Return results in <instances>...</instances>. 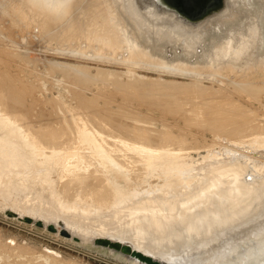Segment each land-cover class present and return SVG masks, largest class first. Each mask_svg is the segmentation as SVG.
Instances as JSON below:
<instances>
[{"label": "bare ground", "instance_id": "6f19581e", "mask_svg": "<svg viewBox=\"0 0 264 264\" xmlns=\"http://www.w3.org/2000/svg\"><path fill=\"white\" fill-rule=\"evenodd\" d=\"M14 1L17 2V0ZM14 1H12V4ZM22 1L25 2L26 6L23 3L20 4L24 5L25 8H27V6L31 7H28L29 9L35 8L33 11L36 15L38 13L45 12L48 14L49 18L46 19V22L50 23L48 24V28L51 27V31H53L54 35L58 34V36L62 37L68 35V37H74L75 40L79 39L80 37H84V40H87L85 38H88L89 44L91 43L93 47H99L100 49L101 46L103 50L106 47L107 49H110V53L111 50L123 49L121 51L128 52V54L123 52V54H126V56H131V52H133V54L137 55L135 57H138L140 59L139 61L142 62H150L155 58H153L155 55L154 51L151 53L152 50H149L146 46L145 47L148 49V51L145 50L144 45H147V43H153V46H155L154 44H156V46L159 45L162 50L165 48L166 51L172 48V45H182L183 47H191L192 45H196L197 47V45H204L207 46L208 49L207 50L205 47V57L216 64L218 71L220 68L221 71L226 69L229 72L231 70H233L231 72H234L236 70L235 65H238L236 63L240 61L239 59L237 60L238 56L239 58L242 57V59H246L247 61L245 64H248L249 66L255 64L258 67L256 68L258 71L264 67V0H230L231 2L228 9L230 10L233 8L235 10V17L227 18L225 17L226 15H222L216 20L217 22L211 23V25H209L210 27L206 29H201V26L194 28L185 26L173 19L171 15L161 14L157 11V8L153 6H145V11L139 0H135V3H129L127 0H19L18 2ZM3 3H5L4 5H7L8 7V4H6L7 0ZM9 5H11V3ZM8 9L10 8L8 7ZM4 11L5 10H3V12ZM7 12H10V10ZM13 14L19 15L18 13ZM30 15L33 14L30 13ZM49 34L51 35L52 33ZM197 49L198 48H196V50ZM157 50H155V52H159L160 48ZM184 50L186 51V49ZM171 51H173V49ZM99 52L97 49V53ZM173 52L172 55L175 54H173ZM196 52L198 51H195V53ZM113 53L112 55H114ZM162 53L166 52L163 51ZM177 53L179 54V52H176V56L181 57L183 61L184 59L188 60V58L191 57V54L188 55L185 52V55L183 54V56H181L182 53L180 55H177ZM202 53L205 54L204 51H202ZM120 54L121 52L118 55ZM161 54H159V56ZM166 54L168 55V51ZM106 55L108 54L106 53ZM192 55L194 56L193 53ZM176 56H174L175 58L173 57L174 61H177ZM129 58L131 57H128V59ZM121 59L122 58H120V60ZM161 59L164 60L162 61ZM161 59L160 60L164 64L166 60L165 57L163 56ZM196 59H194V61H196ZM137 60L135 61V65L136 63L138 64L137 66L143 64ZM169 60H171V57ZM169 60L167 59V62ZM125 61L129 62V60ZM66 62L63 64L65 65ZM184 62L187 63L186 61ZM132 63L134 64V62ZM139 63L141 64L139 65ZM176 63L174 65H176ZM183 63L182 66L186 65ZM195 63L194 65H196ZM149 64H151V62ZM168 64L170 65V63ZM214 64L213 66L215 68ZM143 65L146 66V64ZM137 66H125V70L122 71H118L117 69L106 71L107 68H105L104 71L103 68L102 70L99 68L97 73H89V75L95 79H99L100 77L103 78V74L108 75L107 78L113 75L112 79L115 77L114 80L119 81L121 84L126 81H124V77L121 76L122 73H124L129 76L130 81H134L132 84L133 86H139L137 87V90L144 89L142 92H149L151 90L150 86L157 82L158 85H163L167 92H172L166 93L164 101L162 99L163 102H169L171 107V103L176 102L175 105L177 107V103L181 102L179 100L183 101V99L186 98H182L181 95L178 96L177 94H180L178 91L188 92L190 90L193 91V89H200V95L206 93V91L204 92L205 85L200 80L196 79V77L191 79L189 82L163 79H155L150 82L147 79L148 74L145 75L139 73ZM148 66L147 68H149ZM178 66V70H180V65ZM182 66L181 69L183 71L188 68L183 67V69ZM199 66L200 65L197 64V67ZM207 66L208 65H206V67ZM240 66L239 69H243V65L241 68ZM190 67L192 68V65ZM139 68H142V66ZM245 68H247V66ZM253 68L254 67L251 69ZM82 69L84 70V68ZM192 69L194 72L196 71L195 67ZM198 69L199 68H197V70ZM208 69L206 70L205 68V71H208ZM210 69H212L211 66ZM199 70H201V67ZM245 70L247 73L249 69ZM188 71L183 73V75L187 74ZM193 71L191 72L193 73ZM261 71L262 70H260V73H263ZM216 72L213 71V73ZM241 72L242 71H240V73ZM252 72L254 74V71ZM237 73H239V71ZM223 75L226 74L224 73ZM237 75V79L233 77V80L235 79L233 82L228 77L229 75L227 77L224 76L226 79H230L229 82H235L234 87H237L236 90H241V92L244 91L245 93L249 92L247 94L251 93L253 95L260 94L264 91V79H259L258 81L248 79L247 81V79H244V76H246L245 74L243 75V78L242 73L239 74V76ZM251 78L255 79L254 77ZM103 79H106L105 76ZM8 80L5 81L8 83ZM12 83L14 84V82ZM128 83L125 82L124 86H126ZM116 84L118 83L116 82ZM120 84H118V86ZM129 84L128 87H133ZM224 84L226 86L227 81ZM9 87L10 86H8V88ZM5 88L7 87H4V89ZM173 91L178 92L177 94L174 93V95L176 94L178 97L173 95ZM10 95L12 96V94ZM203 96L201 97L203 98ZM226 96L228 95H225V97ZM19 97L20 96H18V98ZM179 97L182 99H178ZM173 99L175 101H173ZM191 99L193 100V98ZM198 100L194 102L196 109H198V105H200V103L203 105L205 103V105H208L209 109H211V112L209 110L208 111L212 116H207V119L209 120L205 118V121H213L211 128H214V130L218 131L216 132L217 134L220 131L225 132V134H228V137H230L229 135L231 134V136L237 137L236 139H238V137L239 139L242 138L243 142L246 141L257 143L262 140L261 135H264V132L261 130V128L260 130L259 128L257 130L254 129L259 126V124L257 125L254 122L255 120L252 122V124L254 123L257 125L256 127V125L253 124L255 126L253 128L254 130L251 129L252 126L250 127L246 125L248 118L251 120L252 118L254 119L252 114V117H250V115L248 116L250 113L246 111L248 109L247 107L245 111L248 114L244 110H241L240 106V109L238 107L234 108L233 105V108L228 109L230 103L227 104L226 102H221L222 105H218V107L214 109L215 107H212V105L214 106V101H211V99H207L205 97V101H203L204 103L201 102L202 99L201 101L199 100V103ZM158 101L160 103V100ZM184 101L185 104H188L189 100L185 99ZM183 102L180 104L183 105ZM157 103L156 105H158ZM232 103H235V101ZM182 105L179 106L181 107ZM236 106L238 105L236 104ZM174 107H172L174 110L178 108L177 107L175 109ZM185 107L186 105H184V108ZM192 108L195 109L194 107ZM193 109H191L192 111H195L193 114H200L199 109ZM187 110L189 109H186V111ZM180 111H182V109ZM251 111L253 110L250 109V112ZM213 112L215 113L213 114ZM65 113L67 112L65 111ZM16 117L18 118V116L15 114H10L8 116L5 114L0 116V203L3 205H7L6 203H9L8 201L12 200L14 202L13 204L20 206V198L22 199L24 197H30L29 200H25V204L22 205V207L24 206L27 209H31L37 206V211H40L39 215L45 216L51 220H55L60 216L65 221L67 228H72L73 226L76 228V230H78L76 226H79L81 230L83 228H86L87 230V227H91L94 228V230L101 231H105V229H107L105 228V223L109 217H124L128 214L126 210H129V212L133 211V215L137 217L136 220L140 224L143 222V231L145 234L144 238L147 240V243L150 244V246L153 247L154 245H162L165 242L168 243L167 247L158 248V253L160 255L159 259H162L169 264H264L263 181L261 182L263 187L257 184L259 181H257L256 184L250 181H238L236 184H230L229 181H227L226 173H228L229 170H232L233 168L222 170L219 174L209 173L207 175L206 172H210L206 169L208 166H196L197 163H194L196 165H194L192 162L187 163L188 161L186 158H183L186 156L184 150L191 147V149H193L194 147L191 145L193 144V142L191 143V140H189V144L185 141L186 135L183 136V133L180 134H182L184 142L188 144V147L187 145H185L186 147L183 146L184 142L182 146H179L181 144H178V146L175 144V149L172 148L175 151L171 152L170 150L168 153L165 150L169 144L166 146L167 143L157 141V139L163 140L165 142L166 140L163 138L161 139V137L158 136L159 133L156 132L158 134L155 135V137L157 136V139L155 138L157 142L155 141L156 143L153 144L154 138H152V136L154 134L152 136L151 134H148L151 130L149 128L151 127L145 128L147 126L140 127L137 133L131 132V134H126L124 132L126 135L125 137L121 136V131H118L119 133L116 134L114 133L115 131L113 132L114 134L110 132L111 136H107V132L103 130L105 129L104 127H106L104 122L102 120L98 121V119L97 121L93 119L95 120V123H93L95 124V127H79L76 129L77 133H75V130L70 131L69 128L67 129L64 127L65 125H62V127L59 128L56 126V129L53 131L52 129L48 130L49 128H47V130L44 129L46 127L35 128L33 127L34 125L31 126V123L25 124L23 121L24 119L20 121L21 118L18 120ZM67 117L69 118V116ZM116 117L118 116L116 115ZM186 117L189 119V116ZM104 118L101 117V119ZM108 118L111 119L110 117ZM255 119L257 121V118ZM251 120L248 119L250 122ZM151 121L152 120H150V122ZM109 122L107 121V124ZM72 126L73 124L70 125V127ZM208 126H210V124ZM153 131L155 132V130H152V133ZM168 131L166 130V132ZM170 133L173 132L170 131L169 134ZM75 134H77L78 138L80 139L79 141H74V138H72L76 137L74 136ZM170 136H168V138H171ZM172 136L174 138L175 135ZM177 136L178 134L176 135V138ZM182 136L178 137L180 138ZM187 139L188 137L186 140ZM174 140L176 139H172L171 141ZM182 140L180 138V141ZM167 141L169 143V139H167ZM234 141L236 140L234 139ZM65 142H68L67 145H64ZM72 142L73 144L76 142V145L74 144V146H70L69 143L72 145ZM104 142L108 145V147L104 144ZM174 142L177 143L178 141ZM174 142L172 144H174ZM218 143L219 142H217V145H219ZM262 145L264 144L262 143ZM12 148H14V151L10 150ZM88 158L91 159L88 160ZM212 159L210 161H206L212 163ZM223 162L225 161L223 160ZM55 173L58 174L54 180L53 176ZM37 180L40 181L39 188L28 195L27 192H30L28 190L29 184ZM142 183L147 185V188H140L142 187ZM17 191H22V193L18 194ZM14 193L15 195H13ZM217 194L220 196V199H217ZM234 194H236L235 197ZM43 195L46 197V202H36L35 199ZM213 195H216V199H214L215 202H213V204H215L209 206L210 203L208 204V199H212ZM60 197L72 206H74L72 203L79 202V204L82 205V209L80 211H76L74 206V208L72 207L70 210L62 211V206L60 207L55 202L56 199H59ZM117 209L120 210L117 211ZM207 213L211 215V223L213 222V224H209L207 221L209 220ZM206 217L208 219H206ZM91 228L89 229L91 230ZM84 229L82 231L85 233ZM113 234L116 236L121 235L119 231ZM187 238L191 240L190 242H194L191 245L188 244L187 246L181 247L183 242H187L186 240H189ZM71 259L72 258H66V256L52 248L44 247L42 251H39L29 242L16 241L13 238H7L0 231V264H21V262H24L21 260H27L29 264H70L72 261Z\"/></svg>", "mask_w": 264, "mask_h": 264}, {"label": "rangeland", "instance_id": "374dc122", "mask_svg": "<svg viewBox=\"0 0 264 264\" xmlns=\"http://www.w3.org/2000/svg\"><path fill=\"white\" fill-rule=\"evenodd\" d=\"M1 1H0V4L1 3L2 4L0 5V9H1L0 10V91H1L0 92V110H2V109L3 110L0 111L1 112L0 116L5 115V114H6V116H8L10 114L11 115L15 114L18 116V118L16 117V119L19 120L21 118L20 121L24 119L23 121L25 124L31 123V126L34 125L33 127H35V128L46 127L44 129L47 130V128H49L48 130L52 129V131L54 129H56V126L59 128V127H62V125L63 126L65 125L64 127H66L67 129L69 128L70 131L75 130V133H77L76 129H78L79 127H86V128L95 127V124H93V123H95V120L97 121V119H98V121L102 120L104 122L105 126L107 127L106 128L103 126L105 128L103 130H105V132H107V136H111V133L116 134V133H119L121 131L120 132L121 136L125 137L126 136L125 133L126 134L127 133L131 134V132L137 133L139 131L140 127L147 126L145 128L151 127V128H149V129H151L150 130L151 132L149 131L148 134H151V136L154 134L152 136V138H154L153 144L156 143L157 141H162L164 143H167L166 146H168V144H169V146L165 150L168 153L170 152V150H171V152L175 151L172 149V148L175 149V146H174L175 144H177L176 146H178V144H181L179 146H182V144L184 142L183 136L186 135L185 141L189 144L190 143L189 140H191V143L193 142V144H191V145L194 146L193 149H191L192 148L191 147V148H186L184 150L186 156L183 158H186V160L188 161L187 163H190V162H192L193 164L197 163V165L196 164H194V165H196V166L202 165V167H204V165H205V167L208 166V168H206V169L210 172H206L207 175L209 173L219 174L222 170H225L228 168H230V169L233 168L232 170H229V172L226 171V172H228V173H226L227 174L226 178L230 184H236V183H238V181H240V182H245V181L249 182L250 181V182H254V184H256L257 181H259L257 184L262 186L261 182L263 181V186H264V145H262V143L264 144V141H263L264 135H261L262 136L261 141H259L257 143L256 142L252 143V142H246V141L243 142L242 138L239 139V137H238V139H236L237 137L231 136V134L229 135L231 137L230 138V137H228L227 133L225 134V132L220 131L219 133H224V134H219V133L217 134L216 132H218V131L214 130V128H211L213 121L212 122H211V120H210V122L207 121V120H209L207 118L212 116L210 114L211 109H209L208 105H205V103L203 102L206 100V99L204 100L205 97L207 99H211V101H214V106L212 105V107H215L214 109H216V107H218V105H222L221 102H226L227 104L230 103L231 105L230 104H229V106L227 105L228 109L233 108V107L234 108L238 107L240 109V107H241V110L245 111L248 108L246 111L250 114H248L246 111L245 112L248 114V116L250 115V117L254 116V119L252 118V120H251L250 118H248L249 120H251V122L248 121V119H247L248 123L246 122V125L250 126V127L252 126L251 129H253L255 127L254 125L259 124V126L257 127V125H256L257 128H254V129L257 130L259 128V130H260V128H261V130L264 132V91L260 94H257V95H253L251 93L247 94L249 92L245 93L244 91L241 92V90L240 91L236 90L237 87L236 86L234 87L235 82L232 83L235 79H237L236 75L238 74L237 76H239V74H241V73H242V78H243L244 74L246 76H248V77L244 76L245 77L244 79H247V81H248V79L249 80H257V81L259 79L262 80V79H264V77H262V76H264V70H263L264 67L262 69H260V70H262L261 72H263V73H260V70L258 71V69H256L258 67L255 64L254 65L252 64V66L251 65L249 66L248 64H245L247 61L246 59H242V57L239 58V56H238L237 60L239 59L242 62L239 61L236 64H238L239 66L243 65V67H242L243 69H239V66L235 65L237 71L235 70L234 72H231V71H233V70H231L229 72L226 69H223V71H221L220 68L218 71L217 70L218 68H216V64H214L213 62H211L210 59L205 57L207 46L201 45V46H203V47H201L200 45H197V47H196V45H192L193 47L192 46L191 47L190 46H184L183 47L182 45H180V46L179 45H177V46L172 45V48L167 50L168 51V55H167L166 54L167 51L165 48L162 50L159 45L156 46V44H154L156 47L153 46L152 45L153 43H147V45H144V47L146 46V47H148L149 50H152V52L151 51H149V52L153 53V51H154L155 55L154 54H153L154 56L152 55L153 58L154 57L156 58L157 56H159V54H161L163 51L166 53H162L163 55L161 54L159 57H157L158 59L157 58L156 59L154 58L155 60L152 59L150 61L151 64H149L150 62H148V61L147 62L139 61L140 59L138 57H135L137 55L133 54V52H131V56L130 55L126 56V54H123V52L127 53V54H128V52L121 51L123 49H121V50L119 49L120 51L117 49H115L116 51L111 50V53H110V49H107L106 47L104 48V50L101 48V46H100V49H99V47H95V46L93 47L91 45V43L89 44L88 38H85L87 40H84V37H80L79 39L75 40L74 37H73L74 38L73 39L70 36L68 37V35L64 36V37L58 36V34L54 35L53 31H51L52 30L51 27L48 28L49 27L48 24H50V23L46 22V19L49 18L48 14L46 12L45 13H38L37 14L38 17H37L35 12L33 11V10H35V8L29 9V8H31L30 6H27V8L29 7L28 9L25 8L26 5H25V2H23V1L18 2L19 0H17V2H18L17 3L14 0H7L6 4H8V7L10 9H8L7 5H4L5 3H3V2H6V0H4V1L1 0ZM12 1H14L13 4H15V5L12 4ZM127 1L129 3H135L136 2L135 0H127ZM10 3H11V5H9ZM20 3H23L25 6L21 5ZM3 10H5L6 13H5V11L3 12ZM8 10H10V12L12 11L13 13H18L19 15H17V14L14 15L12 12L10 14V12H7ZM30 11H32V12H30ZM30 13H32L33 15H30ZM225 15H226L225 17H227V18H229V17L233 18V17H235V10L233 8L230 10L228 9V13H226ZM32 16H33V19H32ZM216 20L217 19L211 20V21L205 23V25L201 26V29H206V28L210 27L209 25H211V23H213V22H217ZM44 27H46V28H44ZM49 33H52L53 35L52 34L50 35ZM148 44H149V46H148ZM146 47H145V50L148 51V49ZM205 47H206V49H205ZM156 48L157 49L160 48V50H159L160 53L157 52L158 50ZM196 48H198V49L196 50ZM97 49H98V52L100 51L99 53H97ZM172 49L174 52L171 51ZM181 49H182V51H181ZM184 49H186V51ZM200 49H201V51H200ZM228 49H229V46H228ZM105 50H107V51H105ZM155 50H157V51L155 52ZM117 51H118V53H117ZM183 51L188 55L191 54V57H189L188 60L184 59V61H186L187 63H185L181 57L176 56V52H179V54L177 53V55H180ZM195 51H198V52H196L198 54H196ZM202 51H204L205 54L202 53ZM120 52H121V54L118 55ZM172 52H173V54L174 53L175 54L172 55ZM184 52L182 53L181 56H183V54L185 55ZM106 53L108 55H106ZM109 53H110V55H109ZM112 53L114 55H112ZM192 53L194 54V56L192 55ZM103 55H104V57H103ZM125 56H126V58H125ZM163 56L166 59L165 62H167V59L169 60L170 57H171V60H169L167 63L164 62V64H163L162 61L164 59H161V58H163ZM166 56H169V57H166ZM174 56L177 57V61L173 60L175 58ZM128 57H131V58L128 59ZM133 57H135L136 59ZM120 58H122V59L120 60ZM137 58H138V60H137ZM194 59H196V61H194ZM125 60H127V61L129 60V62H126ZM136 60L143 63V64H146V66L139 63V65L141 64L140 66H142V68H139L140 66H137L138 65L137 63L135 65ZM156 60H157L158 64L156 63ZM189 60H190V62H189ZM131 61L134 62V64ZM59 62H61L62 64ZM64 62H66L65 65L63 64ZM153 62H154V64H153ZM161 63L164 66H162ZM168 63H170V65ZM175 63H176V65H174ZM182 63L186 64V65L182 66ZM194 63L196 65H194ZM202 63H203V65H202ZM211 63H212V65H211ZM241 63H244V64H241ZM78 64L80 67L78 66ZM165 64L168 66H166ZM177 64L180 65L181 71H183L181 69V66H182V68L188 67L189 69L186 68L185 71L181 72L180 70H178L179 66ZM197 64H199L200 66L197 67ZM205 64L208 66L206 67ZM213 64L215 65V68H214ZM132 65L135 67L137 66L139 73L145 74V75L148 74L147 79L150 82H152L155 79H158V80L159 79L176 80V81H180V82H187L188 81L189 82L191 79H194V77H196V79L200 80L205 85L204 92L206 91V93L203 92L204 94L200 95V92H201L200 89H198L199 91L197 89L196 90L193 89V91L190 90L188 92L187 91L186 92L185 91H178L180 94H177L178 92L173 91V95H174V93H176L178 96L181 95L182 98L186 97L183 99V101L185 99L190 101V102L188 101V104L187 103L185 104V101L183 102L182 100H179L181 102L178 101L179 102V103H177L178 108L175 105L176 102H173L174 104L171 103L172 107L175 106L174 108L175 109L177 108L176 110H174L171 107L169 102H163L165 99L166 93H170L171 91L167 92L166 89H164L163 85H158L157 82H155L154 84H152L150 86L151 90L149 92L154 93V94H152L149 92H142V91H144V89H138L137 90V87H139V86H137V87L133 86L132 84L134 81H130L129 76H127L124 73H122V75H121L124 77L123 80L124 81L126 80L125 81L126 83H128L130 81L129 82L130 84L129 83L128 84L132 85L133 87H131V86L128 87V84H126V86H124L125 82L120 84L119 81L114 80L115 77L112 79L113 75L110 76L109 78H107L108 75L103 74V78H104V76L106 78L105 80L102 77H100L99 79L98 78L95 79L89 75V73H91V74L97 73L99 68H100V70H102V68H103V70L105 68H107L106 71L111 70V69L112 70L117 69L118 71H122V70H125V66L133 67ZM153 65H156V66H153ZM191 65H192V68L195 67L196 71H198V72L200 71L199 74H198V72L193 71V69L190 67ZM83 66H85V67H83ZM97 66H99V67H97ZM147 66L149 68H147ZM157 66H159V67H157ZM210 66L212 69H210ZM241 66H240V68H241ZM246 66H247V68H245ZM71 67H72V69H71ZM196 67L199 69L201 67L202 73H201V70H199V69L197 70ZM252 67H254V68L251 69ZM74 68H75V70H74ZM82 68H84V70ZM158 68H160V69H158ZM163 68H164V70H163ZM205 68H206V70L209 68L208 71H205ZM67 69H68V71H67ZM245 69L251 70V71L248 70L250 73L248 71L246 73ZM160 70H162V71H160ZM186 70L187 71L189 70L188 73L183 75V73L187 72ZM83 71H85V72H83ZM191 71H193V73ZM209 71L210 72L212 71V72L210 73ZM213 71L216 73H213ZM238 71H239V73H237ZM240 71H242V72L240 73ZM252 71H254V74ZM64 72H65V74H64ZM219 72H221V73H219ZM208 73H210V74H208ZM224 73L226 75H223ZM233 73L236 75H234ZM66 75H68V76H66ZM193 75H195V76H193ZM84 76H85V78H84ZM224 76L225 77L228 76L232 82L231 81L229 82L230 79L229 78L226 79ZM259 76H261V77H259ZM5 77H7V78H5ZM233 77L235 78L234 80H233ZM251 77H254L255 79H252ZM83 79H84V81H83ZM111 79L114 81H112ZM5 80L6 81L8 80L9 84ZM226 81H227L228 85L226 84V86H225L224 83H226ZM1 82H2V84H1ZM12 82H14V84ZM116 82L120 85L118 86V84H116ZM3 84H4V86H3ZM15 84H16V86H15ZM122 84L124 87L122 86ZM211 84H212V86H211ZM8 86H10V87L8 88ZM11 86H12V88H11ZM4 87H7V88H5L6 91H5ZM8 91H9V93H8ZM197 91H198V93H197ZM214 91H216V92H214ZM2 92H3V94H2ZM181 92H183V93H181ZM186 93H187V95H186ZM10 94H12V96ZM176 94L174 96L178 97ZM215 95H216V97H215ZM225 95H228V96L225 97ZM18 96H20L19 97L20 99L18 98ZM201 96H203V98ZM168 97H169V94H168ZM168 97H166V98H168ZM199 97L202 99V101ZM182 98L179 97L178 99H182ZM191 98H193V100ZM162 99H163V101H162ZM198 99L204 103V105L202 103H200V105H203V106L198 105V109L200 110L199 115L197 113L193 114L195 111L191 110V109H193L192 107H194L196 109L194 102ZM142 100H145V101H142ZM158 100H160V103ZM199 100H198V103L200 102ZM157 101H158V103H157ZM173 101H175V100L173 99ZM234 101H235V103H232ZM161 102H163V103H161ZM182 102L184 103L183 105L180 104ZM156 103L158 105H156ZM215 104H216V106H215ZM236 104L238 106H236ZM241 104H242V106H241ZM179 105H182L181 107H183V108H181ZM184 105H186L185 108L189 109V110L186 111V109L184 108ZM188 105H190V106H188ZM232 105H233V107H232ZM105 106H107V107H105ZM242 107H243V109H242ZM108 108H109V110H108ZM180 108L182 109V111H180L181 110ZM249 108L253 111L250 112ZM131 109H132V111H131ZM172 109H173V111H172ZM195 109H193V110H195ZM198 109H196V110H198ZM65 111L67 113H65ZM175 111H179V112H175ZM77 112H78V114H77ZM170 112H172V113H170ZM182 112L183 113L185 112V113L183 114ZM105 113H107V114H105ZM138 113H140V114H138ZM177 113H179V114H177ZM214 113L215 112H213V114ZM97 114H99L100 117ZM205 114H206V116H205ZM251 114H252V116H251ZM105 115H107V116H105ZM116 115L118 117H116ZM24 116L26 118L28 117L27 120ZM67 116H69V118ZM132 116L135 118H133ZM186 116H189V119ZM101 117L102 118L105 117V118L101 119ZM108 117H110L112 120L109 119ZM107 118H108V120H107ZM116 118L119 120H117ZM205 118L207 119L206 121H205ZM255 118H257V121ZM93 119H95V120H93ZM147 119H148V121H147ZM186 119H188V120H186ZM78 120H79V122H78ZM150 120H152V121L150 122ZM107 121L108 122L110 121L108 123L109 125L107 124ZM126 121L128 124L126 123ZM253 121L256 124L253 123L254 124L253 125L252 124ZM117 122H118L119 126L117 125ZM122 122L123 123L125 122V123L123 124ZM152 122H153V124H152ZM206 122H208V123H206ZM83 123H86V124H83ZM111 123H114V124H111ZM71 124H73V126H74V127L72 126L73 128L70 127ZM130 124H131L132 128L130 127ZM150 124H152V125H150ZM162 124H164V125H162ZM169 124H171V125H169ZM206 124H208V125L210 124V126H208ZM82 125H84V126H82ZM114 125H116V126H114ZM120 125H122V126H120ZM124 125L126 126L127 129L125 128ZM148 125H150V126H148ZM123 126H124V128H123ZM53 127H55V128H53ZM113 128H115V129H113ZM119 128H120V130H119ZM126 130H127V132H126ZM152 130H155V132L153 131V133H152ZM166 130L167 131L169 130V131L166 132ZM170 131L174 133V134L170 133L171 136L169 134ZM262 131H260V132H262ZM156 132L159 133V135ZM108 133H110V134H108ZM180 133H183V136ZM215 133L217 136L215 135ZM160 134H162V135H160ZM177 134H178V136H182V137H180L181 140L183 138L182 141H180V138L178 136L176 138ZM155 135L160 136L161 139L163 138L164 140H166V142L163 140H158L157 136L155 137ZM172 135H175L174 138ZM74 136H76V137H72V138H74V141L80 140L78 138L77 134H75ZM168 136H170L171 138H168ZM160 137H158V138H160ZM187 137H188L187 140L189 142L186 140ZM155 138L157 139V141ZM114 139H115V137H114ZM167 139H169V143H168ZM172 139H176L174 141H178V142L176 143L174 141H171ZM234 139L236 141H234ZM73 142H72V145H71V143H69L70 146H74V144L76 142L74 144H73ZM173 142H174V144H172ZM217 142H219L218 143L219 145H217ZM67 143L65 142L64 145H67ZM187 143L184 142L183 146L187 145V147H188ZM104 144L108 147V145L105 142H104ZM10 150L14 151V148H12ZM186 151L189 153H187ZM212 158H215V159H212ZM89 159H91V158H88V160ZM211 159H212V163L207 162L208 160L210 161ZM218 160H219V162H218ZM223 160L226 163L223 162ZM215 161L217 162V164ZM37 167H38V165H37ZM57 174L58 173L54 174V176L56 175L55 177L53 176L54 180L56 179ZM159 177H161V176H159ZM205 177L207 178L206 175H205ZM255 179H257V180H255ZM260 179H262V180H260ZM39 186H40L39 180L31 182L28 186V190L30 192L29 193L27 192V194L29 195L33 191L37 190V188H39ZM141 186L142 187H140V186L139 187L143 188V187H146L147 185L142 183ZM229 191H230V189H229ZM17 192H18V194L22 193V191L21 192L17 191ZM17 192H16V194H17ZM13 195H15V193ZM235 196H236V194H234V197ZM29 198L28 197L27 198L24 197L22 199L20 198V200H19V205L21 204L20 206L13 204L14 202L12 200H11L12 202L8 201L9 203H6L7 205H3L2 203H0V231L5 235V237L13 238L16 241H27L33 247L38 249L39 251H42L44 247L57 250L61 254L66 256V258L67 257L69 259L72 258L71 259L72 261L70 262V264H72L73 261H74L73 264H76V262H77V264H149L148 262L140 259L139 257H137L131 253H125V252L118 250L114 247L98 244L96 242L97 239H109V240L114 241V242H119L122 245L129 246L134 251H137V252H140L144 255L150 256L154 260H157V261H160L163 263H167L166 261L159 259L160 255L158 253V248L167 247L168 243L165 242L162 245L161 244L160 245H154L153 247L150 246V244H148L147 240L144 238L145 234L143 231V226H144L143 222H141V224H140L136 220L137 217L133 215V213H132L133 211L129 212V210H126L128 212V214L125 215L124 217H109L107 219V222L105 223V228H107V229H105V231L94 230V228L89 227V228H91V230H90L87 227V230H86V228L85 229L83 228L85 231V233H84L82 231L83 229L81 230V228L79 226H76L78 230H76V228L73 226H72V228H67L65 225V221L60 216L58 218H56L55 220H51V219L46 218L45 216L39 215L40 211L39 212L37 211L38 210L37 206L34 208H31V209H27L24 206L22 207V205L25 204V200H29ZM214 199H216V195H213L212 199H210V198L208 199V204L210 203L209 206L215 204V203L213 204V202H215ZM217 199H220V196L218 194H217ZM35 200H36V202H46V197H45V195H43V196H40L39 198H36ZM209 200H212V201H209ZM55 202L60 207L62 206V211L70 210V209H72V207L74 208V206L76 208V211H80L82 209V205H80L79 202L72 203V204H74V206H72L69 203H67V201H64V199H61V197L59 199H56ZM119 210L120 209H117V211H119ZM207 214L209 216V220H207V221L209 222V224H213V222L211 223V221H212V219L210 218L211 215H209V213H207ZM26 217H30L33 220L31 222H29L26 220ZM206 219H208V218L206 217ZM36 220H42L43 225L42 226L38 225L36 223ZM50 224H53L56 229L51 230L48 226ZM75 225H77V224H75ZM64 229L68 230L70 232V236H67L61 232ZM117 231H119L121 235L116 236L115 234H113V233H117ZM75 236H78L79 239L75 238ZM187 239H189V238H187ZM186 241L187 242H183L181 247L187 246L188 244L191 245L194 242V241L190 242L191 241L190 239L186 240ZM188 241H189V243H188ZM164 245H166V246H164ZM21 261H24L25 263L21 262ZM21 261H20L21 264H23V263L29 264V262L27 260H26L27 262L25 260H21ZM167 264H169V263H167Z\"/></svg>", "mask_w": 264, "mask_h": 264}, {"label": "water", "instance_id": "95a60500", "mask_svg": "<svg viewBox=\"0 0 264 264\" xmlns=\"http://www.w3.org/2000/svg\"><path fill=\"white\" fill-rule=\"evenodd\" d=\"M145 9V6H153L163 15H171L173 19L189 27H200L205 23L218 19L222 15L228 13L230 0H139ZM26 220L31 222L33 219L26 217ZM40 226L43 225L42 220H36ZM51 230H55L53 224L48 225ZM63 234L70 236L68 230H62ZM75 238L79 239L78 236ZM98 244L114 247L125 253H131L149 264H167L152 259L148 255L134 251L129 246L122 245L119 242H114L109 239H97Z\"/></svg>", "mask_w": 264, "mask_h": 264}]
</instances>
